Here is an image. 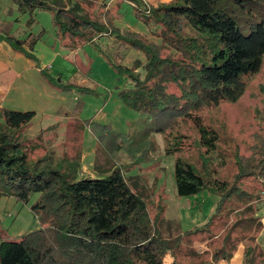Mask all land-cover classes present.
Segmentation results:
<instances>
[{
	"label": "trees",
	"instance_id": "1",
	"mask_svg": "<svg viewBox=\"0 0 264 264\" xmlns=\"http://www.w3.org/2000/svg\"><path fill=\"white\" fill-rule=\"evenodd\" d=\"M68 2L10 0L7 13L15 10L22 16L27 15L26 22L31 24L36 11L50 9L54 11L52 19L57 35L67 38L70 45L94 43L97 36L112 35L123 56L131 49L139 51L145 62L135 58L131 66L121 65V62L113 64L131 83L129 88L118 91L120 99L146 116L172 111V124L157 129L166 132V138L178 117L191 118L200 134L199 145L214 148L215 132L207 129L200 116L192 115V111L217 106L223 100H236L245 89L247 77L261 70L264 0L114 2L118 11L122 2H129L135 16L161 38L159 43L144 34L120 30L110 13L106 20L100 14L91 18L82 12L77 1ZM184 28L190 31L185 32ZM40 35L41 32L29 33L21 39L8 30H0V41L32 60L53 83L54 78L46 73V67L41 66L34 54ZM166 48L170 49L169 53L162 55ZM139 67L144 70L143 77L136 71ZM170 84L175 85L179 93L169 91ZM61 87L93 92L90 87L76 83ZM78 109L79 106L75 112ZM34 115L33 110L0 106V196L27 204L35 195L30 210L39 219V226L34 230L17 237L0 238V264H164L166 254L175 258L183 242L209 231L213 218L225 210V214L235 213L236 216L229 230L251 232L257 229V224L253 225L256 209L251 205L252 195L242 188L240 181L252 176L264 182V152L263 157H256L253 163L252 159L246 165L239 157V170L231 182L211 178L210 171H203L193 162L177 156L174 180L178 196L195 195L202 190L217 195L208 221L181 231L178 222L150 217L141 191L144 187L137 176H125L118 167L110 168L105 175H80V155H59L48 146L51 139L43 141V135L52 127L41 129L33 137L25 136L23 131ZM116 135L114 139L98 137L105 144L102 151L106 154L119 155L124 148L123 141ZM182 145L176 135H172V142H167L165 149L167 153L180 151ZM140 148L136 151L140 152ZM142 158L141 153L137 159ZM235 205L240 207L235 209ZM230 238L228 231L222 245L212 254L214 261L232 258L241 240L227 248ZM255 251L254 245L244 247L242 264H264V252Z\"/></svg>",
	"mask_w": 264,
	"mask_h": 264
},
{
	"label": "rangeland",
	"instance_id": "2",
	"mask_svg": "<svg viewBox=\"0 0 264 264\" xmlns=\"http://www.w3.org/2000/svg\"><path fill=\"white\" fill-rule=\"evenodd\" d=\"M64 1L66 4L69 3L68 0ZM70 1H77L82 6V12L85 11L91 18L100 14L102 19L106 20V15L110 13L115 26L120 30L144 34L146 38L156 43L161 41L158 35L152 33L146 24L135 16L133 6L129 2H122L118 11V8L116 10L114 8L116 0ZM146 1L155 3L168 0ZM9 3L10 0H0V30H8L10 34L21 39L26 38L29 33L41 32L39 40L44 45L42 52H46V49L57 52L56 59L45 65L46 73L54 78V82L51 83L42 75L57 89L56 98L59 106L55 109V114L42 109L41 101L37 98H43L45 93L33 92L39 88L35 85L32 89L33 81L30 89L22 86L14 88L6 100L0 102V106L35 111L23 134L33 137L41 129L52 127L51 131H46L47 133L43 135V141L51 139L47 142L50 143L48 146H52L59 155L69 157L80 155L78 162L80 175H105L110 168L118 167L123 169L125 176H137L144 187L141 191L152 219H170L174 223L178 222L180 230L185 231L204 224L214 212L217 201L215 194L202 190L195 195H177L174 180V163L177 156L187 162H193L203 171H210L211 178L228 182L233 181L239 170L237 164L239 157L243 165L252 159L253 163L256 157H263L264 64L258 73L247 77L245 89L236 100H223L217 106L192 111V115L200 116L201 123L207 126V129H212L217 136L214 148L209 149L199 145L200 134L191 118L178 117L166 138L164 135L167 133L157 129L162 125L172 124L174 120L172 111L165 110L157 115L146 116L127 106L120 99L118 91L129 88L131 83L113 64L121 62V65L131 66L135 58L145 62L142 53L131 49L123 56V51L116 48L115 36L112 35L97 36L93 39L94 43L86 41L70 45L67 38L57 35L56 27L53 26V10L36 11L33 15L34 21L27 24V15H23L22 19L15 10L7 13ZM183 31L190 30L184 28ZM17 32L21 34L23 32L24 37L18 36ZM3 43L0 44L8 45L5 41ZM169 51L170 49L166 48L161 54L165 55ZM34 54L36 55L35 52ZM36 56L40 57L38 53ZM39 62L45 67L40 59ZM136 71L141 77L144 76L142 67ZM69 83L90 87L93 92L61 87ZM14 84L19 85L20 81L16 80ZM168 90L179 93L173 84L168 86ZM77 106L79 109L75 112ZM114 134H117L118 140H122L124 144L119 155L103 152L105 144L98 139V137L102 139L103 136L114 139ZM172 135H176L177 140L183 145L180 151L167 153L165 146L167 142H172ZM140 143L144 145L139 146ZM137 147H141L140 152L136 151ZM96 149L98 150L95 154ZM86 150L89 153L85 154ZM138 153L143 154L141 161L137 159ZM137 161L138 163H135ZM240 185L252 195L251 205L256 209L253 225L257 224L259 231L229 230L236 216L235 213L225 214V210L213 218L209 231L183 242L176 251L175 258L166 254L164 264H239L242 261L244 247L254 245L256 253L261 250L264 252V182L249 176L242 178ZM34 199L35 195L27 204H23L13 197L0 196V238L17 237L39 226V219L30 210ZM238 207L240 206H234L235 209ZM228 231L231 238L226 245L227 248L241 241L237 244L238 247L231 259L214 261L212 254L222 245Z\"/></svg>",
	"mask_w": 264,
	"mask_h": 264
},
{
	"label": "crops",
	"instance_id": "3",
	"mask_svg": "<svg viewBox=\"0 0 264 264\" xmlns=\"http://www.w3.org/2000/svg\"><path fill=\"white\" fill-rule=\"evenodd\" d=\"M20 18L23 19V16L21 15ZM22 19L20 20L22 21ZM18 32V36L24 37L23 32L22 34ZM0 43H3V41H0ZM0 46H2L0 47V102L2 100H6L7 95L11 94L13 89L17 88L18 86H22L26 89H30V87L32 88L31 81H33L34 83L32 89H34L35 85L39 87L34 89L33 92L45 93L43 98H37L41 101L42 109L50 112V114H55L54 111L59 106V101L56 98L58 95L57 89L51 86L48 80L42 75L40 68H36L34 66L32 60L26 58L21 53L16 52L9 47L11 49L10 50L6 44H0ZM43 46L44 45L43 43L41 44V40H37L34 46V52L36 55L38 53L40 56L38 58L41 60L42 65L45 66L47 63L56 59L58 55L57 52L52 49H46V52H42ZM16 80L20 81L19 85L14 84ZM115 99L116 97H114V101H116ZM86 153H89V151L86 150L85 154ZM239 264H242V261Z\"/></svg>",
	"mask_w": 264,
	"mask_h": 264
}]
</instances>
